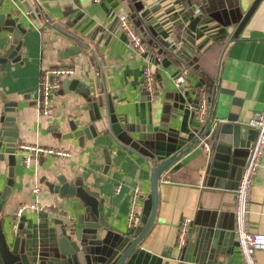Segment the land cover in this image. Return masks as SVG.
Segmentation results:
<instances>
[{"label":"crops","instance_id":"obj_1","mask_svg":"<svg viewBox=\"0 0 264 264\" xmlns=\"http://www.w3.org/2000/svg\"><path fill=\"white\" fill-rule=\"evenodd\" d=\"M35 1L41 13L35 19L26 18L27 13H24L26 29L21 37V50L16 55L19 61L0 65V117L4 108L11 107L6 115L14 118L20 148L59 149L67 151L69 156L42 154L28 167L23 165L21 155L13 168L8 167L6 160L0 161L2 214L8 215L13 229L14 213L20 205L37 203L57 210L64 216L62 219L25 210L19 222L24 219L20 233L27 238L34 258L40 252L48 254L38 264H74L57 252L56 228L68 222L79 227L83 207L76 197L54 193L50 184H57L58 177H65L70 184L79 179L84 187L104 200L105 224L98 238L104 239L106 234L123 237L143 228L142 223L128 228L133 188L138 187L142 194L138 214L141 219L143 202L151 192V169L173 158L158 177L153 223L123 264H210L211 261L197 250L200 228L195 224L197 213L219 207L228 213L220 224L230 225L234 194L232 186L216 188L205 174L209 154L206 155L198 143L204 126L195 119L197 104L193 100L200 88L206 91L207 99L213 100L212 125L224 122L229 115L237 116L239 123L245 125L261 112L264 107V0L256 5L234 40L237 14L233 12L231 18H210L201 11L205 0H136L147 15L142 18L136 13L135 19H131L129 9L134 0ZM254 1L238 0L236 10L244 14ZM14 3L17 1L0 0V12ZM124 15L131 19L142 37L156 43V53L151 51L149 58L157 88L152 99L143 90L144 57L127 43L118 24V19ZM197 16L201 21L192 38L186 32ZM138 26L145 30L139 32ZM178 29L181 36L174 43ZM75 40L88 45L96 58L83 50L73 57L63 58L68 49L78 45ZM163 41L176 45L174 53L162 45ZM10 42V34L0 32V56ZM179 59L195 61L186 67ZM57 66L72 67L74 75L62 78L60 89L52 96L49 116H40L36 99L41 72ZM182 69L187 71L186 83L182 86L184 104L175 101L178 88L174 84ZM67 79L78 80L92 94L104 90L111 97L123 127L133 130L134 137L139 133L150 134L151 140L146 143L149 155L124 148L110 138L74 137L71 127L87 120V102L79 88L62 90V82ZM200 80H204L205 85ZM211 103L209 101V113ZM105 151L109 156L108 165ZM246 161L247 158L241 161V169ZM34 187L39 188L36 196L32 194ZM183 219H190L192 223L186 244L179 251L176 238ZM202 219L200 215L197 220ZM248 227L252 233L264 234V152L253 179ZM108 246L90 248V254L85 255L90 264H104L107 254L113 250L112 244ZM221 250L217 264H243L233 236L222 241ZM255 259L258 264H264V251H257Z\"/></svg>","mask_w":264,"mask_h":264},{"label":"water","instance_id":"obj_2","mask_svg":"<svg viewBox=\"0 0 264 264\" xmlns=\"http://www.w3.org/2000/svg\"><path fill=\"white\" fill-rule=\"evenodd\" d=\"M17 4L8 5L4 12H0V32L10 34L11 42L8 49L0 56V65L5 66L7 62L15 63L19 61L16 56L22 47V35L25 31L23 24L24 13H27L26 18L35 19L36 15L41 13L40 6L35 0H16ZM261 0H255L249 9L244 13H238V0H205L201 11L209 14L211 17H232L233 12L237 15L235 23H237L236 31L232 40L241 32L246 25L250 15L256 5ZM132 12L131 19H135L136 13H140V17L147 15L146 11H142L140 2L134 0L132 5H129ZM45 18V17H44ZM46 19V18H45ZM201 21V17L197 16L192 20L187 29V35L194 38L197 24ZM139 27V26H138ZM139 32H143L145 28L140 26ZM151 30V29H150ZM146 35V34H145ZM78 45L68 49L63 58L73 57L78 55L82 50L94 56V52L88 45L75 40ZM148 44H152L149 40ZM162 45L170 52L174 53L176 47L169 42L163 41ZM162 53V52H160ZM93 58H96L94 56ZM180 60V59H179ZM195 59L190 62L193 65ZM180 63L183 62L180 60ZM184 65V64H183ZM202 85H205L204 80H200ZM183 86V85H182ZM180 86L175 95V101L184 104L183 87ZM79 88L86 95L87 120L74 124L71 129L73 136L76 138H86L91 140L101 136L102 138H110L114 143L134 151L138 154L149 155L150 148L146 144L151 140L150 134L139 133L136 137L132 134L133 130L123 127L118 121L115 110L112 104L111 97L103 90L98 94H92L89 89L79 84L78 80H64L62 82V90L64 92L74 91ZM202 88L197 91L193 103L198 104V97ZM208 101L212 102L210 107L209 118L203 128L201 136L208 135L209 157L205 174L208 180L216 188H227L232 186L235 190L241 175V161L248 157L249 147L254 141L256 131L248 128L246 125L239 123L238 117L229 115L224 122L214 123L212 125V112L214 102L211 98ZM11 107L4 108L0 117V161L6 160L9 168H13L20 159L21 148L19 146V133L14 125V118L7 116ZM105 161L109 164L108 152L105 151ZM173 158H169L161 162L158 166L151 169L150 187L151 192L143 202L142 216L140 223L143 224L141 230L136 229L128 235L117 238L110 237L106 234L104 239H99L104 227V200L98 198L96 194L90 191L88 187H84L83 183L78 179L73 184L67 182L65 177L56 178L57 184H50V188L54 193L63 196L76 197L81 202L83 207V215L80 220V226L74 229H68L67 224H59L57 226V252L66 257L69 263L74 264H90L87 256L90 254V248H102L113 245L111 253L107 254L104 264H123L125 259L145 238L149 228L151 227L154 214L157 206V183L159 174L171 163ZM9 177L12 179V172L9 169ZM239 176V179H238ZM237 180L235 182L234 180ZM12 181V180H10ZM10 185V182H9ZM2 197L0 200V264H38L48 257L47 253L38 254L33 257L31 248L27 243V238H23L20 233L24 219L17 228H13L9 223L8 215L1 212ZM228 213L222 212L219 207L198 211L195 224L199 225V233L197 237V250L199 254L211 261L210 264H217L216 258L220 253L222 241L233 236L234 216L233 211L230 214V225L222 226L220 224L223 216ZM204 219L198 222V217ZM133 237V240H129ZM237 244V243H236ZM238 246V245H237ZM88 252V253H87Z\"/></svg>","mask_w":264,"mask_h":264},{"label":"built area","instance_id":"obj_3","mask_svg":"<svg viewBox=\"0 0 264 264\" xmlns=\"http://www.w3.org/2000/svg\"><path fill=\"white\" fill-rule=\"evenodd\" d=\"M91 1L92 3H100L102 0ZM118 24L125 36L127 43L139 56L144 57L145 65L142 71L143 90L147 96L152 99L156 95L157 90L155 74L152 71L151 66H149V58L151 57L152 52L150 51L146 42L143 40V37L137 32L135 25L128 16H121L118 19ZM73 75L74 69L68 66L52 67L41 72L38 84V97L36 99V109L38 110L40 116H49L52 96L60 89L62 78H71ZM186 75L187 71L182 69L180 74L174 80L176 88H179L186 83ZM208 116L209 101L207 99L206 91H201L198 97V104L196 105L195 119L203 127L207 122ZM245 125L250 129H254L256 131V136L249 147L247 161L242 169L237 187L235 190H233V235L238 245L243 264H258L255 259V253L257 251H264V234H257L249 231L248 214L253 179L260 166V160L264 152V107L261 112L256 113L254 117L251 118ZM201 134L202 132L198 136V143H200L203 152L208 155L210 151L208 135L203 137ZM21 151V156L23 159L22 163L26 167L30 165L33 159H37V157L42 154L54 157L69 156L67 151L43 148L39 146H22ZM38 193L39 188L34 187L32 189V194L36 196ZM141 199L142 194L140 189L138 187L133 188L128 213V228H134L140 223L138 214L140 212ZM28 209L56 215L61 219L64 217L58 213L57 210L42 207L37 203H32L30 205H20L14 213L13 228L18 227L24 211ZM191 223L192 221L190 219H183L178 225L176 247L179 251H181L186 244ZM66 224L68 229H74V222H68Z\"/></svg>","mask_w":264,"mask_h":264},{"label":"trees","instance_id":"obj_4","mask_svg":"<svg viewBox=\"0 0 264 264\" xmlns=\"http://www.w3.org/2000/svg\"><path fill=\"white\" fill-rule=\"evenodd\" d=\"M180 36H181V33H180V30L178 29L177 31H176V34L174 35V38H173V41H174V43H177L178 42V40H179V38H180ZM187 38V37H186ZM188 39V38H187ZM143 40L145 41H149V40H151L152 41V46H148L149 47V49H150V51H153L154 53H156L155 51H156V43L154 42L153 43V39H146V38H144L143 37ZM154 46V47H153ZM173 46H175L176 47V45H173ZM198 58V57H197ZM183 63H184V65L187 67V66H189V60H186V62H184V60L182 61ZM185 67V68H186ZM189 69V68H188ZM212 91V90H211ZM210 91V92H211ZM209 92V91H208ZM207 98H208V96H207Z\"/></svg>","mask_w":264,"mask_h":264}]
</instances>
